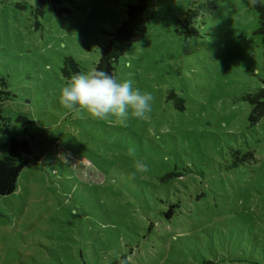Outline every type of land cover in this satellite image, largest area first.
<instances>
[{"label": "rangeland", "instance_id": "374dc122", "mask_svg": "<svg viewBox=\"0 0 264 264\" xmlns=\"http://www.w3.org/2000/svg\"><path fill=\"white\" fill-rule=\"evenodd\" d=\"M147 2L114 77L152 111L121 124L65 110L62 68L94 70L135 0H0V159L14 138L32 151L0 196V264H264V117L251 125L243 98L264 87L253 0Z\"/></svg>", "mask_w": 264, "mask_h": 264}, {"label": "trees", "instance_id": "16d2710c", "mask_svg": "<svg viewBox=\"0 0 264 264\" xmlns=\"http://www.w3.org/2000/svg\"><path fill=\"white\" fill-rule=\"evenodd\" d=\"M53 6L56 0H50ZM254 8L258 13V29L257 33L262 35L261 44L264 56V4H254ZM153 13L148 6L147 0H135V3L129 4L126 10V18L122 24L117 27L116 31L111 34L110 39L102 48L101 55L94 69L105 71L107 74L114 76L115 64L119 57L126 52L135 42L139 41L146 34ZM197 12L188 10L185 12L183 19L179 21L180 26L185 29L187 35L197 33L195 29V20ZM62 72L68 81L72 76L81 73L80 66L71 58L64 60ZM0 85L3 88L6 83L0 78ZM0 95L11 96L9 91L0 90ZM245 101L250 105L248 120L251 125L256 124L264 117V87L259 88L253 93L246 94ZM20 119V117H19ZM0 121H4L3 126L0 125V135H8L9 129L6 121L0 115ZM32 151L29 142L17 138L11 139L9 142L8 154L0 159V196L10 195L14 192L18 185V178L22 170L29 164ZM172 213H168L170 216Z\"/></svg>", "mask_w": 264, "mask_h": 264}, {"label": "clouds", "instance_id": "9594fccd", "mask_svg": "<svg viewBox=\"0 0 264 264\" xmlns=\"http://www.w3.org/2000/svg\"><path fill=\"white\" fill-rule=\"evenodd\" d=\"M258 2L264 4V0ZM253 3H257V0H253ZM153 101L151 93L134 88L131 80L117 78L97 69L72 76L59 95L60 105L76 116L86 113L99 121L116 118L121 124H125L129 118H147L152 111Z\"/></svg>", "mask_w": 264, "mask_h": 264}]
</instances>
